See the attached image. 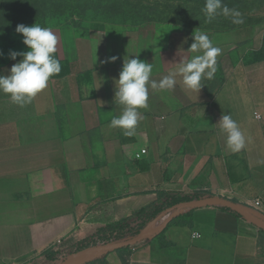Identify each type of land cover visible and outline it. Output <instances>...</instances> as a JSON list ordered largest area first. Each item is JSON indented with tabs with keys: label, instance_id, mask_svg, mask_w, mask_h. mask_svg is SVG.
Masks as SVG:
<instances>
[{
	"label": "crops",
	"instance_id": "1",
	"mask_svg": "<svg viewBox=\"0 0 264 264\" xmlns=\"http://www.w3.org/2000/svg\"><path fill=\"white\" fill-rule=\"evenodd\" d=\"M204 32L223 50L214 79L200 91L180 76L171 90H150L132 137L110 127L122 111L114 97L124 60L153 63L159 81L188 55L195 32L95 27L59 43L62 71L31 103L0 93V264H33L160 193L226 197L256 213L245 203L260 199L264 218V30ZM224 114L245 133L240 152L220 131ZM152 239L103 254L105 264H264V231L219 207L196 209L192 227L171 225Z\"/></svg>",
	"mask_w": 264,
	"mask_h": 264
},
{
	"label": "clouds",
	"instance_id": "2",
	"mask_svg": "<svg viewBox=\"0 0 264 264\" xmlns=\"http://www.w3.org/2000/svg\"><path fill=\"white\" fill-rule=\"evenodd\" d=\"M205 22L212 23L217 16L231 19L236 25L244 23V16L238 8H229L222 0H206L202 9ZM16 32L23 35V44L28 51L9 53L13 64L9 74L0 75V93L9 94L11 102L20 107L31 103L32 99L48 87L50 79L60 74L62 65L57 57L60 38L51 27H42L35 23L32 26L19 24ZM194 42L181 57L178 66L169 71L159 81L152 79L153 63L136 58L124 60L122 70L116 80L115 104L121 106L118 116H113L110 127L124 130V135H136L137 126L144 119L140 109L148 107L150 90H171L177 84V77H182L183 84L192 91H200L204 86L202 81L214 79L217 72V57L222 54V48L215 46L206 32L197 31ZM4 55L0 50V57ZM116 56L109 58L115 62ZM106 61V62H109ZM222 134H226L227 146L233 152H240L246 146L245 133L231 115H222L219 123ZM195 235V234H194Z\"/></svg>",
	"mask_w": 264,
	"mask_h": 264
},
{
	"label": "rangeland",
	"instance_id": "3",
	"mask_svg": "<svg viewBox=\"0 0 264 264\" xmlns=\"http://www.w3.org/2000/svg\"><path fill=\"white\" fill-rule=\"evenodd\" d=\"M205 3L206 0H0V50L4 53L0 57V66L12 61L10 51L29 50L22 42L23 35L16 32L19 24L32 26L38 23L42 27H51L60 43L73 36L85 35L95 27L113 33L174 29L231 33L242 29L264 30V0H222L229 8L235 7L242 12L244 23L240 25L222 15L212 23H206L202 12ZM76 243L59 252L56 262L42 256L33 264H59L88 248L78 250L74 246ZM101 256L96 252L88 253L77 264H100Z\"/></svg>",
	"mask_w": 264,
	"mask_h": 264
},
{
	"label": "trees",
	"instance_id": "4",
	"mask_svg": "<svg viewBox=\"0 0 264 264\" xmlns=\"http://www.w3.org/2000/svg\"><path fill=\"white\" fill-rule=\"evenodd\" d=\"M206 196L202 195H170L166 193H160L158 200L149 205L146 208H143L137 212H135L129 218L123 219L119 222H114L102 227H99L96 230V233L90 237L80 240L74 246L78 247V250H81L86 247L98 246V245H110L115 244L117 242H121L123 240L129 239L131 237H135L139 235L149 223H151L156 217H158L161 213L165 212L167 209L171 208L172 206L181 203L192 201L200 198H204ZM224 211H227L239 218H242L236 212L224 208L219 207ZM193 212L194 210H190L187 212H183L175 216L170 224H168L161 232L154 235L153 241H161L165 237V233L167 229L171 225H179V226H187L192 227L193 225ZM161 224V223H160ZM167 243V242H166ZM138 244L126 247L117 252L121 254H125L129 252L133 247L137 246ZM70 245L64 244L63 242L60 245L52 247L48 251L43 254V257L51 262H56L58 260V254L63 249ZM100 264H105V255L101 257L99 260Z\"/></svg>",
	"mask_w": 264,
	"mask_h": 264
},
{
	"label": "water",
	"instance_id": "5",
	"mask_svg": "<svg viewBox=\"0 0 264 264\" xmlns=\"http://www.w3.org/2000/svg\"><path fill=\"white\" fill-rule=\"evenodd\" d=\"M204 207L228 208L239 214L243 219L249 221L251 224L264 231V218L258 213L247 209L243 205L229 198L209 196L192 201L181 202L172 206L165 212L161 213L158 217H156L139 235L135 237L117 242L115 244L88 247L72 254L70 257L60 262L59 264H77V261L88 253L96 252L103 255L126 247L134 246L148 239L150 240L154 237V235L161 232L168 224H170L173 218L178 214Z\"/></svg>",
	"mask_w": 264,
	"mask_h": 264
},
{
	"label": "built area",
	"instance_id": "6",
	"mask_svg": "<svg viewBox=\"0 0 264 264\" xmlns=\"http://www.w3.org/2000/svg\"><path fill=\"white\" fill-rule=\"evenodd\" d=\"M255 117L257 119H260V115L259 114H255ZM144 153H146V150L142 151V154H144ZM138 157H140V154L138 155ZM245 204L248 207L255 209L257 211V213L262 216L261 211H260V208H261V200L260 199L249 200ZM61 243H62V241L58 242L57 245H60Z\"/></svg>",
	"mask_w": 264,
	"mask_h": 264
}]
</instances>
